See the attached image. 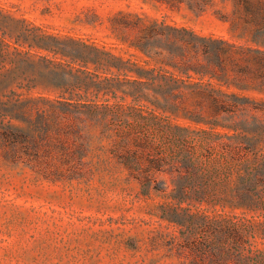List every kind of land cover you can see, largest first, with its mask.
Instances as JSON below:
<instances>
[{
    "label": "rangeland",
    "instance_id": "374dc122",
    "mask_svg": "<svg viewBox=\"0 0 264 264\" xmlns=\"http://www.w3.org/2000/svg\"><path fill=\"white\" fill-rule=\"evenodd\" d=\"M246 3L264 0H214L200 16L155 0H0V35L54 72L28 93L29 136L4 137L0 119V264H264V208H232L223 174L174 191L179 134L208 126L186 116V93L166 106L152 97L172 70L151 61L154 82L135 92L122 68L142 63L122 23L235 40L215 12L236 16ZM146 172L150 181L136 178ZM225 223L242 240L221 236Z\"/></svg>",
    "mask_w": 264,
    "mask_h": 264
},
{
    "label": "trees",
    "instance_id": "16d2710c",
    "mask_svg": "<svg viewBox=\"0 0 264 264\" xmlns=\"http://www.w3.org/2000/svg\"><path fill=\"white\" fill-rule=\"evenodd\" d=\"M155 1L170 9L185 5L196 16L206 13L214 4V0ZM215 14L229 23V33L235 40L200 34L164 20L153 19L145 25L138 20L122 23L125 28L136 30L129 46L142 58V63L123 61L122 68L134 74L135 78L129 80L136 84L135 92L147 90L154 82L153 73L157 71L147 66L151 61L170 68L168 75L160 77L163 83L152 97L166 106L172 92L186 93L195 107L186 111V116L208 126L197 127L194 135L185 133V129L179 134H183L175 152L179 157L171 163L175 193L195 180L203 188L213 183V175L223 174V199H231L232 208H264V5L246 3L234 13L236 16L220 11ZM32 58L30 52L0 35V119L4 137L10 132L19 138L30 135V107L35 104L28 93L52 82L49 77L54 72L46 64L41 69L34 67ZM115 58L119 66L122 57ZM68 79L82 81L73 75ZM41 115L38 113L42 119ZM150 164L154 167L160 163L152 160ZM147 172L136 178L150 181L152 177ZM230 223H225L220 235L232 241L242 240L241 233Z\"/></svg>",
    "mask_w": 264,
    "mask_h": 264
}]
</instances>
